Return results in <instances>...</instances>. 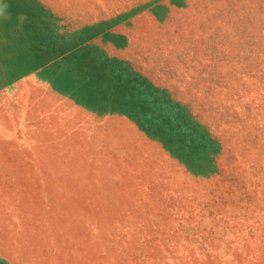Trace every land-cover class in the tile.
Instances as JSON below:
<instances>
[{
  "label": "rangeland",
  "instance_id": "rangeland-1",
  "mask_svg": "<svg viewBox=\"0 0 264 264\" xmlns=\"http://www.w3.org/2000/svg\"><path fill=\"white\" fill-rule=\"evenodd\" d=\"M0 264H264V0H0Z\"/></svg>",
  "mask_w": 264,
  "mask_h": 264
}]
</instances>
